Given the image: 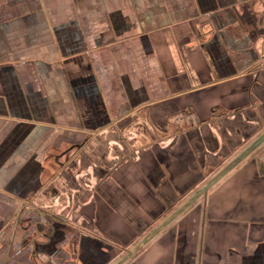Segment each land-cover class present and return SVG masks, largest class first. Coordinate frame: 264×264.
I'll return each instance as SVG.
<instances>
[{"label": "crops", "instance_id": "obj_1", "mask_svg": "<svg viewBox=\"0 0 264 264\" xmlns=\"http://www.w3.org/2000/svg\"><path fill=\"white\" fill-rule=\"evenodd\" d=\"M262 134L264 0H0V264H117ZM123 264H264V143Z\"/></svg>", "mask_w": 264, "mask_h": 264}, {"label": "water", "instance_id": "obj_2", "mask_svg": "<svg viewBox=\"0 0 264 264\" xmlns=\"http://www.w3.org/2000/svg\"><path fill=\"white\" fill-rule=\"evenodd\" d=\"M263 143H264V134H262L260 137H258L256 142H254L249 147H247L246 149H244V151L242 153H240L239 156H237V158H235L232 161V163H230L229 165H227L226 167H224L219 172V174H217L213 179H211L208 182V184H206V186L204 188H202L200 191H198L196 194H194L193 195V198H191L189 201H187L185 204H183L181 206V208H179L178 210H176V213H174L171 217H169V219L167 221H165L162 224V226H160L159 228H157L154 233H152L151 235L147 236L142 241L141 244H139L136 248H134L132 251H130L129 254L127 255V257H125L123 260L119 261L117 264H123L128 259H130V257H132L134 254H136L139 250H141L144 245H146L148 242H150L152 239H154V237H155L156 234H158L161 230H163V228H165L166 226H168V224L170 222H172L177 217H179L185 211V209H187L188 207H190L194 203V201H196L202 195H204L206 193V191H208L210 188H212L213 186H215L216 184H218L219 183V180H221L228 173H230L232 171V169H234V167L236 165H238L240 162H242L248 155H250V153H252L256 149H258V147L261 146Z\"/></svg>", "mask_w": 264, "mask_h": 264}, {"label": "rangeland", "instance_id": "obj_3", "mask_svg": "<svg viewBox=\"0 0 264 264\" xmlns=\"http://www.w3.org/2000/svg\"><path fill=\"white\" fill-rule=\"evenodd\" d=\"M220 171H221V170H220ZM220 171H219V172H220ZM219 172H218V173H219ZM218 173H217V174H218ZM214 177H215V176H214ZM209 181H210V180H209ZM209 181L203 182V184H202L201 187L203 188L204 185H206V183H208ZM201 187H200V188H201ZM195 193H196V192H193V194H195ZM193 194H192V196H193ZM128 254H129V253H128ZM123 256H124V255H122V257H123Z\"/></svg>", "mask_w": 264, "mask_h": 264}]
</instances>
